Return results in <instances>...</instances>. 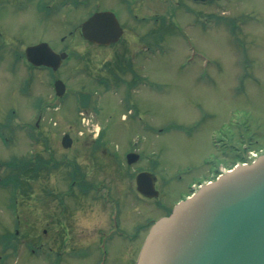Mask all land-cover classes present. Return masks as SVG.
Masks as SVG:
<instances>
[{
    "label": "rangeland",
    "instance_id": "obj_1",
    "mask_svg": "<svg viewBox=\"0 0 264 264\" xmlns=\"http://www.w3.org/2000/svg\"><path fill=\"white\" fill-rule=\"evenodd\" d=\"M38 3L0 0V42L17 51L0 43V236L10 237V245L0 244V264H42L26 253L23 238L37 240L40 228H56L54 217L69 213L71 221H62L67 236L58 235L60 264H133L143 226L164 213L161 206L185 198L192 184L211 180L248 150H264V140L255 141L264 130V0H221L201 16L193 4L189 14L173 8L162 24L177 30L159 35L161 47L128 54L145 83L137 79L126 93L117 81L118 93L105 95L98 77L128 79L130 72L111 76L102 70L103 54L83 52L77 39L56 72L26 67L24 46L46 39L60 48L57 37L65 30L56 26L63 18V29L71 27L77 14H48ZM54 76L67 89L96 92L101 111L79 114L70 90L55 104ZM65 133L73 140L69 148L60 143ZM132 147L141 157L128 164ZM141 170L156 176L157 199L137 195L134 177ZM8 176L18 181L15 210L8 206ZM100 230L104 252L96 246ZM48 242L56 248L54 237Z\"/></svg>",
    "mask_w": 264,
    "mask_h": 264
},
{
    "label": "water",
    "instance_id": "obj_2",
    "mask_svg": "<svg viewBox=\"0 0 264 264\" xmlns=\"http://www.w3.org/2000/svg\"><path fill=\"white\" fill-rule=\"evenodd\" d=\"M86 25L85 21L84 33ZM24 53L31 64L53 70L67 55L53 52L45 42L26 47ZM63 85L61 80L54 82L57 95L63 93ZM77 96L85 108L89 94L79 92ZM61 144L63 148L71 145L68 134ZM137 159V154H127L128 163ZM154 181L149 172H139L137 192L157 196ZM135 264H264V154L201 185L169 215L157 219Z\"/></svg>",
    "mask_w": 264,
    "mask_h": 264
},
{
    "label": "flooded vegetation",
    "instance_id": "obj_3",
    "mask_svg": "<svg viewBox=\"0 0 264 264\" xmlns=\"http://www.w3.org/2000/svg\"><path fill=\"white\" fill-rule=\"evenodd\" d=\"M219 1L221 0H39V3L37 5L41 7V11L48 10V14L55 12L57 15L62 13V16H65V12L74 10L77 11V14L74 16V18H72L70 23H68V26L71 27L63 29V25L66 24L63 18L60 23L57 24L56 30H65V33L61 32V34H58L57 37V40L61 45L60 48L56 49L55 46H53V44H51V42L46 39H38L29 43L28 45H25L24 50L30 45L45 42L48 44V46H50L53 52H63L67 54V57L63 59L60 63V65H62L69 58V51H71V49H76V44H72V41L75 42V40L77 39V42L81 44V47H83V52H91V54H103L102 63H104V66L102 70L106 69V72L110 74L117 71L118 73H122L123 75L125 73L129 74L130 72L129 75L131 77L129 76L128 79L122 78L121 76L120 78L112 77V79L110 80H108L107 78L98 77V81L95 80V82H97L98 87L100 85L102 86L104 92L102 93L104 95L107 92L110 94L113 92L115 94L118 93L117 81H121L122 86H125L126 93H129L131 92V90H135L134 87L136 85L135 82L137 79L142 78L143 83H145L146 80L144 79L145 77L135 76L134 65L131 62L129 58L130 56L128 54H132L133 57H138L142 53L152 54L155 52V50L161 47L158 41L159 35H163L167 31L173 32L174 30H177L176 25L173 26V23L169 22L166 25L162 24V21L164 19L166 20L171 15L172 10H174L173 8L181 9L184 13L189 14L191 10L195 11L196 9L193 8V4L198 6V8L196 9L197 14L201 16L204 7H206L207 5H212ZM85 21L87 22V25L84 33L82 25ZM1 37L2 35L0 34V38ZM2 42L3 41H1L0 43ZM13 46L14 45L10 43L1 44L2 49H8V52H17L15 50L16 47ZM107 56L110 58H112L113 56L114 61L112 62L111 59L107 60ZM116 58L118 59V61H115ZM60 65L56 70L53 71L56 72L61 67ZM28 67L32 68V65L29 64ZM35 68L51 70L50 67L45 66H36ZM113 74H111V76ZM56 79H58V77L54 76L51 81L52 88L53 82ZM67 90L70 89H67V87L65 86V91L63 95L57 96L56 94H54V96L56 97L53 100L55 104H57V102L59 103V100H65ZM79 92L89 94V102L83 110L80 107L79 96H77ZM70 93H73L76 98V106L79 110V114H82L86 111H92V113L97 114L99 111H101L100 103L97 102L96 104H94V94L96 92L91 93V91L86 89H76L70 90ZM70 93H67V95ZM59 106H61V104H59ZM93 130H96L97 135L99 129H94L93 127ZM97 140L98 138L95 140V142ZM137 143L138 142L132 144L135 146V144L137 145ZM131 151H134L133 147L125 152V157H127L126 154ZM140 157L141 155L139 156V158ZM172 206V204L161 206L163 207L164 211L162 215L167 214L171 210ZM67 216L68 214L57 217V220L55 216L54 224L56 225V228H40L39 231L42 235L40 237L38 235L37 240L25 237L23 239V244L27 248L26 253L31 256L37 255L39 262H42V264H60L59 260H61V258L57 247L58 245L60 246V243L62 242L61 240H59L60 238L58 237V235L60 234V232H62V235L67 236V232L63 228H65L64 226L68 225H66L65 222H62L66 221L65 218ZM68 219H70L69 221H71L72 219L70 213ZM46 220L47 217L45 215L44 221ZM151 221L153 222L154 219H151ZM71 228L72 230L74 229V227ZM60 229L64 230L65 232ZM53 237L56 241V248H53L52 246L48 245V243H50L48 242V240H52ZM68 240H72L77 243V239L74 237H70V239ZM100 240L101 242L104 241L101 232H99L97 244L103 245ZM81 241L82 239H80L79 242L83 244ZM85 245L87 246L88 244ZM71 249H69L70 252L72 251Z\"/></svg>",
    "mask_w": 264,
    "mask_h": 264
},
{
    "label": "trees",
    "instance_id": "obj_4",
    "mask_svg": "<svg viewBox=\"0 0 264 264\" xmlns=\"http://www.w3.org/2000/svg\"><path fill=\"white\" fill-rule=\"evenodd\" d=\"M263 134V136H261ZM252 138V137H251ZM260 138H262V140H264V130L263 132L260 134V135H257V138L255 139V141H259ZM264 143V142H263ZM17 174V173H15ZM14 175V174H12ZM20 174H17V176H19ZM11 176H8V181H11L14 185H18V181L16 180H13V179H10Z\"/></svg>",
    "mask_w": 264,
    "mask_h": 264
}]
</instances>
